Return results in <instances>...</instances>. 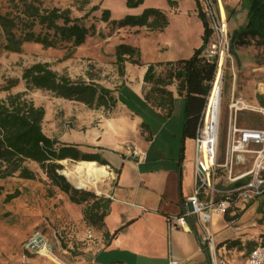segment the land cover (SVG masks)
<instances>
[{
	"label": "rangeland",
	"instance_id": "1",
	"mask_svg": "<svg viewBox=\"0 0 264 264\" xmlns=\"http://www.w3.org/2000/svg\"><path fill=\"white\" fill-rule=\"evenodd\" d=\"M35 1L44 8L69 9L72 17L81 19L85 25H94L95 33L77 47L62 44L57 48H43L40 44L28 42L22 45L19 53L0 49V89L7 84L8 79H20L23 68L35 62H47L53 70L64 73L71 79L86 80L90 74L101 80L112 81L113 72L115 74L117 72L113 62L115 46L128 41H140L137 38L139 36L131 34L130 29L112 28L108 22L100 19L103 9L110 10V19L123 18L127 14L125 0H87L88 4L84 3L86 0ZM225 1L228 7V31L231 37L233 30L245 23L246 10L241 8L242 0ZM93 5H98L99 9L84 16ZM9 10V2L0 0V13ZM185 18L189 31L195 37L196 22L192 18ZM2 42L0 30V45ZM233 51L234 53L230 50V56L226 58L223 76L217 153V160L220 163L225 159L227 130L231 116L229 104L232 96L248 105V108L236 114L238 126L258 128L263 124V116L257 108L264 106V94L261 93L264 91V48L253 40L250 45L237 47ZM23 91L26 93V98L35 106L44 108L42 129L45 134L57 138L60 142L74 144L75 135H87L89 127H95L97 115L102 113L101 108H89L82 103L57 98L51 93L40 90H27L21 80L9 90H0V98ZM102 111L103 114H107L106 110L102 109ZM79 162L69 159L60 162L63 169L59 172L74 187L77 182L75 179L77 169L81 167ZM25 165L34 172V179L18 178L15 174L0 180L2 186L0 264H99L97 256L104 247L106 239L100 228L84 221V204L72 203L65 193L52 186L36 163L26 161ZM248 167L249 162L244 166H235L233 173L246 170ZM104 182L97 181L95 186L99 191L98 194L95 188L86 191L104 196L102 194ZM14 189H18L20 195L5 203L3 201L5 194ZM252 202L256 206L246 212L247 216H243L239 224L233 226V237L238 236L234 239L238 241L235 249L243 251L242 257L249 247L253 246V243H259L264 235V194ZM250 205H247V208ZM226 220L228 221V218ZM214 225L219 227L223 225V221ZM218 227L214 230L217 231ZM227 233L229 231L226 230ZM39 237L45 244L30 247L31 242ZM45 245L51 250L45 251ZM229 245L228 243L225 248L228 249ZM129 260L131 264H159L140 257ZM99 261L102 264L110 262L103 253L99 256Z\"/></svg>",
	"mask_w": 264,
	"mask_h": 264
},
{
	"label": "crops",
	"instance_id": "2",
	"mask_svg": "<svg viewBox=\"0 0 264 264\" xmlns=\"http://www.w3.org/2000/svg\"><path fill=\"white\" fill-rule=\"evenodd\" d=\"M214 3L229 29L226 1L214 0ZM146 8L162 10L168 24L160 31L130 28L131 34L138 35L140 41L127 44L139 50L141 65L125 63L124 74L118 76L113 72L112 81L95 77V82L113 90L116 104L111 111L106 110L107 114H103L101 108L95 127L90 126L87 135L74 137L78 149L106 162L107 175L99 180L105 181L102 194L110 200L104 232L112 235L121 229L106 239L97 261L102 264L99 256L103 253L109 264H131L129 259L138 257L159 264H167L171 257L181 263H203L207 262V256L198 243V227L193 222L190 230H168L167 227V218L184 210L193 186L194 141L182 138L184 98L177 94L175 85L169 86L174 98L173 110L169 117L163 118L161 109L144 101L149 85L144 83L143 76L150 63L191 57L204 43L205 21L199 0H143L137 7L126 6L125 11L126 15H139ZM185 17L196 22L195 37ZM210 41L209 32L205 46ZM142 122L151 132L149 139L145 138L146 132L142 134ZM126 144L135 147L142 158L130 155L124 148ZM80 178H84V174L75 175L76 180ZM247 205L250 206L247 208ZM247 205L236 220L227 221L226 215L213 217V225L223 221L219 227L214 225L218 230L213 231L218 253L230 264H242L248 255L247 251L242 257L243 251L235 247L225 248L227 240L238 237H233V226L256 206L253 202ZM226 230L229 233L226 234Z\"/></svg>",
	"mask_w": 264,
	"mask_h": 264
},
{
	"label": "trees",
	"instance_id": "3",
	"mask_svg": "<svg viewBox=\"0 0 264 264\" xmlns=\"http://www.w3.org/2000/svg\"><path fill=\"white\" fill-rule=\"evenodd\" d=\"M10 10L0 13V30L3 42L0 49L7 52H21L24 43L40 44L43 48H57L62 44L70 47L82 45L86 38L95 33L94 25H85L81 19L72 17L69 9L58 7L44 8L35 0H7ZM143 0H125L129 8L137 7ZM85 4L89 2L84 1ZM241 8L246 10V21L233 31L234 39L231 50L250 45L251 41L264 48V0H242ZM93 5L85 13L98 10ZM110 10L101 11V21L108 22L112 28L130 29L145 27L148 31H160L168 24L166 14L157 8H146L139 15H125L120 19H110ZM203 18V17H202ZM205 24L204 43L189 58L177 59L163 63L147 65L143 81L149 87L144 93V101L163 111L162 117H169L173 110L174 98L169 86L175 85L177 94L184 98V125L182 138H193L205 103L206 95L214 75L215 64L205 59L202 51L209 33ZM114 67L119 76L124 74L125 63L141 65L139 50L127 43L115 46L113 54ZM88 74V73H87ZM27 90H40L51 93L54 97L67 101L82 103L89 108H103L111 111L117 99L110 90L95 82V77L71 79L64 73L53 70L47 62H35L23 68L20 79L10 78L0 90H9L19 81ZM45 110L26 98L25 91L10 93L0 98V180L12 177L32 180L35 174L26 165V161L36 163L50 181L51 185L65 193L74 204H84L83 219L91 226L100 228L105 239L112 235L104 232V218L108 214L110 200L90 191L77 189L71 185L59 171L60 163L69 159L73 161H97L105 165L104 160L95 154L82 152L75 144L60 142L48 136L42 129ZM145 138L151 132L145 122L140 125ZM2 186L0 185V193ZM20 191L14 189L6 193L5 203L18 197ZM242 214L237 212L228 216L236 220ZM264 242V235L262 240ZM228 248L235 247L236 240L226 241ZM233 244V245H232ZM252 244V243H250ZM256 244L250 246L248 253Z\"/></svg>",
	"mask_w": 264,
	"mask_h": 264
},
{
	"label": "built area",
	"instance_id": "4",
	"mask_svg": "<svg viewBox=\"0 0 264 264\" xmlns=\"http://www.w3.org/2000/svg\"><path fill=\"white\" fill-rule=\"evenodd\" d=\"M199 1L202 17L211 33V41L204 47L202 55L215 64V71L193 137L192 193L185 201L184 210L167 218V227L168 230L177 228L190 230L193 222L200 231L198 243L206 253L207 264H230L226 258L218 254L212 228L213 217L215 215L224 217L226 214L233 216L264 194V106L257 108L263 116L261 127H240L236 123V114L248 108V105L232 96L229 104L231 116L227 130L225 159L222 163L218 162L221 95L225 61L230 56L231 37L227 20L219 14L214 0ZM219 72L221 74L216 86ZM215 87L216 100L211 102ZM261 93L264 94V91ZM124 148L137 159L142 158V154L132 145L126 144ZM238 155L240 158L237 160ZM246 162H249L246 170L233 173L235 166H244ZM43 242L39 237L31 242L30 247L44 245ZM44 249L51 250L46 245ZM167 264L202 263H181L171 257ZM242 264H264L263 241L255 245Z\"/></svg>",
	"mask_w": 264,
	"mask_h": 264
},
{
	"label": "bare ground",
	"instance_id": "5",
	"mask_svg": "<svg viewBox=\"0 0 264 264\" xmlns=\"http://www.w3.org/2000/svg\"><path fill=\"white\" fill-rule=\"evenodd\" d=\"M220 74L221 72L218 73L216 86L219 83ZM215 89L216 87L214 88V91L212 93L211 102H214L216 100L215 99V95H216ZM79 164L81 165V167L77 169V174H79V176L84 174V178H80L79 180H77L75 186L80 189L83 188L85 190L93 189V188L96 189L95 185H97L96 184L97 181H99L101 178L106 177L107 175L106 166L99 165L95 161H80ZM96 193H99L98 189H96Z\"/></svg>",
	"mask_w": 264,
	"mask_h": 264
},
{
	"label": "water",
	"instance_id": "6",
	"mask_svg": "<svg viewBox=\"0 0 264 264\" xmlns=\"http://www.w3.org/2000/svg\"><path fill=\"white\" fill-rule=\"evenodd\" d=\"M233 39H234V33H232V35H231V38H230V46L232 47V42H233ZM232 51V53H234V51L233 50H231ZM240 157H239V155L236 157V159L238 160Z\"/></svg>",
	"mask_w": 264,
	"mask_h": 264
}]
</instances>
